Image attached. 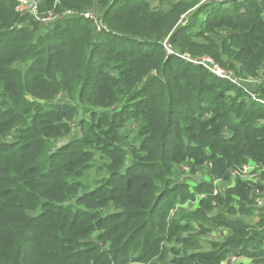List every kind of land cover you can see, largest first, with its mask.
<instances>
[{"label": "trees", "instance_id": "obj_1", "mask_svg": "<svg viewBox=\"0 0 264 264\" xmlns=\"http://www.w3.org/2000/svg\"><path fill=\"white\" fill-rule=\"evenodd\" d=\"M153 1L40 0L39 13L97 5L107 26L98 33L83 17L42 30L17 0H0V264H165V234L186 252L171 248L167 264L264 255L246 183L212 195L211 180L189 186L174 176L203 162L225 178L249 159L264 165V106L162 48L168 37L178 54L237 62L255 77L264 0H170L167 11ZM253 92L264 100V83ZM195 193L205 194L198 207L169 218ZM218 226L227 239L187 249ZM187 230L195 235H180Z\"/></svg>", "mask_w": 264, "mask_h": 264}, {"label": "rangeland", "instance_id": "obj_2", "mask_svg": "<svg viewBox=\"0 0 264 264\" xmlns=\"http://www.w3.org/2000/svg\"><path fill=\"white\" fill-rule=\"evenodd\" d=\"M169 1L170 0H154L152 2V5L156 8H164L165 7V11H167L171 6L169 4ZM171 1H172V3H176L178 0H171ZM209 1H220L222 3H225V6H228V4H231V2H233L235 0H209ZM239 1H242V0H239ZM32 4H33V0H27L26 3L23 4L24 6L21 7V12H19V13L30 15L35 21H37L39 28L42 30H45L48 27L52 26L53 24H55L59 21H62L64 19L73 18L72 16H67V17L61 18V17H59V15H56V14H59L64 10L56 11L54 9H52L51 10L52 12H50L53 15L55 14V16L51 19H48V20L42 19L43 17H46L48 15V13H49L48 11H46L44 13L40 12L39 14H37V16H34L35 17L34 18L33 15L31 14V10H30L32 8ZM97 8H98V6L95 5L92 8L87 9L86 12L93 13V16H95L98 20L100 19L102 21L101 12L98 11ZM193 10H194V8H189L186 12H184L183 14L180 15V18L178 21L184 22L185 20H187L186 18H188V16L193 12ZM77 12H79V11H77ZM77 17H79V16H77ZM102 23H104V22H102ZM106 28H107V26H106ZM166 38L167 37H165V39ZM172 50L174 51L173 48H172ZM164 52H165L166 56H173L175 59L185 61V62H187L193 66H200L202 69H204L206 72H208L201 65L193 63V62H189L186 59L182 58V57H189L192 60H197L196 58H200L203 55L210 57L207 54L191 56L189 53H184V54L178 55L177 51H175L176 54H174V53L168 52L167 49H165ZM210 58H212V57H210ZM212 59L222 69H224V71H227V73L231 72L232 74L235 75L238 84H234L228 80L223 79L224 81H228L233 86V88H231V90H232L231 93H234V91L237 92V90H239L240 96L245 97L246 101H250V99L252 100L253 98L259 99L256 97V94H255V92H253V90H254L255 85L264 83V64L261 66V69H259L258 75L255 77H251V76H247L244 72H242L239 69L240 65L237 62H233V61L230 62L233 64V67H224L221 64H219L217 61H215L214 58H212ZM61 98H62V96L59 99H61ZM259 100H261V99H259ZM258 102L264 106V100H261ZM76 120H77V118H76ZM138 125H139V122L137 120H135V119L132 120L130 122V124H128L126 126L128 129L127 132H129L130 135H132L133 129L138 127ZM71 127H72V130L70 132V136L78 135L79 134V127L77 126L76 121H72ZM228 135H230V133ZM66 140H67V137L58 139L56 142V146L63 144ZM128 140H130V139L126 140L127 143H129ZM250 160L251 159H249V161ZM244 163H246V162H244ZM244 163H242V164H244ZM238 167H239V165L230 169V171L227 172L226 178L220 177L221 182L222 183L225 182V184L228 185L229 181H231L230 178L233 179L234 181H236V178H234L232 175L230 176V173H231V171H233L234 169H237ZM182 168H183V165H179L176 167L175 174H174L175 179L180 183L185 182L189 186H194L195 184H198V183L203 182V181H210L211 180V182H213L216 178V177L210 175L208 172V170L211 168L210 162H203L201 165L196 167L197 169L194 172H190V173H189L190 168L188 165H187L186 171L184 173L181 171ZM92 176L95 177L94 175H92ZM239 180H240L239 182H243V183H246L248 185V187H249L248 198L251 200L250 204H251V207L254 209V207L252 205V199L250 198V184L248 183V181H246L244 179L239 178ZM216 183H220V182H216ZM236 184H235L234 188L236 187ZM227 190H229V189L226 188L222 193L225 194L227 192ZM203 195L205 197L204 193H201V194L195 193L194 198H192L191 200H187L184 203H179V204L176 203L175 207H173L171 210H169V218L176 217V219H178L180 221L182 213L179 211L180 210H186L188 212V211L194 210L196 208L195 203L197 201V200H195V198L198 199L200 197H203ZM192 225H193L192 229H190V230L193 231L194 233H196L199 230L198 226L195 222H192ZM222 232H224L225 234H223ZM229 234H231V233L229 232V230L227 228H225V226H218L216 229L209 231L207 234H200L198 236V238L196 237V246H194L192 248H187V249L189 251H197V250H199V251H210L212 249V247H213L212 245L214 243H221L222 241H224V239H227L229 237L228 236ZM180 235L188 236V235H195V234L190 233V231L187 230L186 232H180ZM164 247H165V264H167L169 262V260H171L172 257L175 255L171 252L172 251V250H170L171 248L172 249H179V253L181 255L186 254V252L181 250V244L179 242H176L173 238H170L167 234H165ZM235 252L236 253H234V252L227 253V256L224 258L223 261L220 262V264H264V255L250 257L249 255H246V254H242V255L239 254L238 250H235ZM127 264H148V263L134 261L131 259V261L128 262Z\"/></svg>", "mask_w": 264, "mask_h": 264}, {"label": "built area", "instance_id": "obj_3", "mask_svg": "<svg viewBox=\"0 0 264 264\" xmlns=\"http://www.w3.org/2000/svg\"><path fill=\"white\" fill-rule=\"evenodd\" d=\"M26 1L27 0H17L18 4L16 10L18 12H21V7L24 6L23 4L26 3ZM30 10L33 17L39 14V2L37 0H33L32 8ZM48 12H49L48 15L42 18L43 20H48L55 16V14L53 15L50 13L52 12L51 10H48ZM56 15H59V17L61 18L67 16L83 17L84 19H87L91 22L94 30L98 33L107 29L105 24L102 23L100 19L98 20L95 16H93V13L91 12H86V11L77 12L75 10L66 9ZM162 47L164 51L165 49H167L168 52L176 54L172 50L171 45L168 42V37L162 41ZM182 58L186 59L189 62H193L201 65L216 78L228 80L231 83L238 84L234 74H232L231 72L227 73V71H224V69H222L216 62H214L212 58L206 55H203L200 58H196L197 60H192L189 57H182ZM255 100L261 101L259 99H255ZM186 168L187 165L186 166L183 165L181 171H186ZM231 175L234 178H240L248 181V183L250 184V198L252 199V205L255 208V211L258 212V215H260V220L264 222V165H261L255 161L250 160L242 165H239L237 169L231 171Z\"/></svg>", "mask_w": 264, "mask_h": 264}, {"label": "crops", "instance_id": "obj_4", "mask_svg": "<svg viewBox=\"0 0 264 264\" xmlns=\"http://www.w3.org/2000/svg\"><path fill=\"white\" fill-rule=\"evenodd\" d=\"M37 1L39 2V5H40V0H37ZM182 172L184 173L185 171H182ZM230 176H231V173H230ZM230 180H231V178H230ZM239 181H240L239 178H236V181L231 180V181H229V184L226 185L225 182L224 183L221 182L220 177H216L215 180L212 182V195L223 194L222 192L226 188L227 189H233L235 184L238 183ZM216 182H220V183H216ZM203 197H204V195H203ZM203 197H200L198 199L195 198V200H197L196 203H195L196 207H198V204H199L200 200L203 199ZM260 221H261L260 220V216L258 215V212L255 211V208H254L253 211H252V215L250 217V222L251 223H257V222H260ZM222 233L225 234L224 232H222Z\"/></svg>", "mask_w": 264, "mask_h": 264}]
</instances>
